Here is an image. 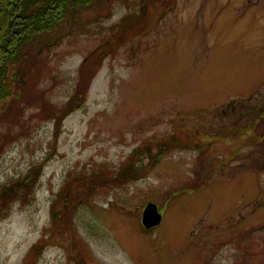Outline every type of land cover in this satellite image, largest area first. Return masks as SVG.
<instances>
[{"label":"rangeland","instance_id":"1","mask_svg":"<svg viewBox=\"0 0 264 264\" xmlns=\"http://www.w3.org/2000/svg\"><path fill=\"white\" fill-rule=\"evenodd\" d=\"M166 2L117 0L73 26L16 110L26 128L0 127L17 134L0 151V188L43 163L33 197L0 219V264H25L43 235L35 264H264V0ZM129 12L140 28L118 36L111 28ZM82 62L87 100L55 136L42 103H67ZM171 134L190 148L156 164L135 154L139 179L98 190L54 229L51 206L71 177L101 164L109 174ZM148 202L162 214L151 229Z\"/></svg>","mask_w":264,"mask_h":264},{"label":"trees","instance_id":"2","mask_svg":"<svg viewBox=\"0 0 264 264\" xmlns=\"http://www.w3.org/2000/svg\"><path fill=\"white\" fill-rule=\"evenodd\" d=\"M114 1L117 0H0V127L5 123L12 127L13 123H16L23 129L26 128V122L16 110L21 108L23 103L28 106V102L32 101L30 96L36 92L34 90L39 78L43 77L51 56L63 38L71 34L76 24H86L89 19L109 15ZM154 1L156 0H141L145 8ZM159 1L163 5L168 3L166 0ZM139 22V14L129 12L111 29L113 33L118 32V36L133 31L137 34ZM86 76L90 77L91 74L87 73L86 63L82 62L78 82L67 103L63 107L51 103L49 99L42 103V111L48 112V118L54 121L55 136L59 134L67 113L80 109L86 102L90 84ZM0 135L1 151L17 134L11 133L10 130L5 133L0 130ZM168 139L161 144L158 140L138 145L127 160L114 171L110 169L109 174L104 172L108 169L107 166L101 164V167L92 172H83L80 177H71V182L58 193L51 206V223L54 224V229L58 230L70 221L79 206L89 205L98 190L139 179L141 169L135 157L133 158L135 154L139 156L147 151L151 153V164H156L169 150L189 149L191 146L176 134H171ZM155 146L157 151L153 153ZM42 169L43 163L32 165L22 177L0 188V219L9 215L15 200L33 197L34 189L42 176ZM48 237L43 235L32 245L25 264L36 263V259L38 260L46 249ZM83 247L86 248V245L83 244Z\"/></svg>","mask_w":264,"mask_h":264},{"label":"water","instance_id":"3","mask_svg":"<svg viewBox=\"0 0 264 264\" xmlns=\"http://www.w3.org/2000/svg\"><path fill=\"white\" fill-rule=\"evenodd\" d=\"M162 222V214L154 202H148L142 212V223L146 229L158 226Z\"/></svg>","mask_w":264,"mask_h":264}]
</instances>
